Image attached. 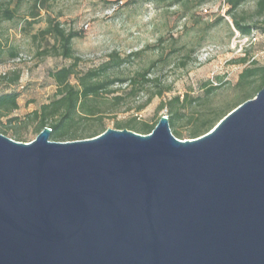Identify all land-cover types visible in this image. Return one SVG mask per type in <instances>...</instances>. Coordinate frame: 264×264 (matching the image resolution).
Wrapping results in <instances>:
<instances>
[{"label": "water", "instance_id": "obj_1", "mask_svg": "<svg viewBox=\"0 0 264 264\" xmlns=\"http://www.w3.org/2000/svg\"><path fill=\"white\" fill-rule=\"evenodd\" d=\"M0 134V264H264V87L202 136Z\"/></svg>", "mask_w": 264, "mask_h": 264}, {"label": "rangeland", "instance_id": "obj_2", "mask_svg": "<svg viewBox=\"0 0 264 264\" xmlns=\"http://www.w3.org/2000/svg\"><path fill=\"white\" fill-rule=\"evenodd\" d=\"M33 2L0 0V94L18 95V109L0 117V127L10 139L19 136L22 141L18 142L29 143L38 135L30 114L56 91L48 72L73 62L60 56L37 57L38 50L54 43L51 37L39 35L48 19L80 34L70 44L78 59L76 71L99 70L111 63L113 55L123 59L103 76L127 83H116L110 87L114 93L99 97L97 102L104 111L102 123L77 120V135L92 128L116 130L117 124L153 125L168 115L166 109L159 110L162 102L186 96L188 102L181 107V117L170 131H176L179 140L192 139L189 134L199 118H211L215 112L230 109L242 96L235 84L248 63L238 60L250 53L264 65V34H256L251 44L241 37L226 15L228 7L223 0H49L40 3L37 10ZM4 10L11 14L10 20L4 18ZM30 11L37 17L32 19ZM253 12V3L246 2L234 14L250 23ZM12 51L17 54L14 59L9 56ZM147 69L150 82L139 87V95L116 104L114 97L129 92L132 83L128 81ZM14 72H19L20 79L11 86L2 77ZM71 83L77 84L74 77ZM210 85L218 87L208 93ZM167 88L162 97L155 95ZM152 94L150 103L137 112L136 108ZM12 119L16 121L9 123Z\"/></svg>", "mask_w": 264, "mask_h": 264}, {"label": "trees", "instance_id": "obj_3", "mask_svg": "<svg viewBox=\"0 0 264 264\" xmlns=\"http://www.w3.org/2000/svg\"><path fill=\"white\" fill-rule=\"evenodd\" d=\"M44 1L49 0H34L32 7L37 10L39 4ZM182 1L185 0H176L177 3ZM223 1L228 7L226 15L230 17L234 30L241 37H246L248 42L251 44L252 41L256 39V34H264V0ZM246 2H251L254 6L253 19H251L250 23L245 22L243 17L237 18L234 14V12ZM3 15L7 20L12 18L11 14L7 10H4ZM30 17L34 19L37 17V14L30 11ZM39 35L43 37H51L54 43L50 48L38 50L36 53L37 57L60 56L64 59H71L73 62L68 66H63L48 72V76L55 84L56 91L47 103L40 105L37 110L31 112L30 117L36 121L35 132L39 134L43 128H49V140L59 142L89 139L103 133L105 129L101 127L100 131H96V128H92L77 135L75 129L77 127L76 121L85 119L89 122L99 121V123H102L104 111L101 110L100 105L97 102L99 97L114 93L113 90H110V87L114 86L116 83H127V80L125 79L104 78L103 74H107V70L111 65H120L123 62V59L114 58L113 55L111 56V63H105L99 70H90L80 73L75 70L78 64V59L73 56L70 46L72 39L79 37L80 34L78 32L71 30L66 31L58 22L48 19L47 27L41 30ZM32 38L36 39V36H32ZM1 56L2 52L0 46V59ZM9 56L14 59L17 54L12 51L9 53ZM238 63H248L238 75V79L235 84L236 89L241 90L242 96L230 109L215 112L211 118H199L190 131L189 135L192 139L207 133L225 115H227V113L245 101L252 99L264 87V65L259 64L250 53H245L244 56L238 60ZM77 74L83 75L79 76ZM136 74L137 76L135 78L128 81L129 83H132L129 92L125 95L114 97L116 104L124 103L126 101L125 97L136 98L140 93L141 88L139 87H141L144 83L150 82V80L146 78L147 74H149L148 69ZM72 77L75 78L77 83L76 85L71 83ZM2 79H6L8 85H16L20 79V74L19 72H14L11 76H4ZM217 87L218 86L214 87L210 85V89L207 90V92L209 93L217 89ZM166 91H169V88L166 90L160 89L155 95L162 97ZM152 97H154L153 94L147 98L145 103L139 105L136 108V111L140 112L143 110L145 106L150 103ZM17 99L18 95L15 92L0 94V117L9 116L12 112L18 109ZM187 102L188 97L185 96L180 100L178 96H175L159 105V110L166 109L168 113L167 118L170 128L174 127L175 122L180 119L181 107H184ZM13 121L16 120H9V123H12ZM199 121L200 123L198 124ZM156 124L157 123L149 125L147 123H143L139 126L131 124H117L116 129H126L138 134L146 135L154 129ZM171 133L177 138L180 137L176 131ZM0 134L6 136L7 131L0 127ZM12 139L15 141H22L17 135H13Z\"/></svg>", "mask_w": 264, "mask_h": 264}, {"label": "built area", "instance_id": "obj_4", "mask_svg": "<svg viewBox=\"0 0 264 264\" xmlns=\"http://www.w3.org/2000/svg\"><path fill=\"white\" fill-rule=\"evenodd\" d=\"M204 12H206V10H204ZM254 40V39H253Z\"/></svg>", "mask_w": 264, "mask_h": 264}]
</instances>
